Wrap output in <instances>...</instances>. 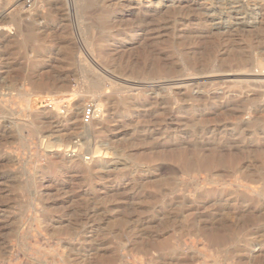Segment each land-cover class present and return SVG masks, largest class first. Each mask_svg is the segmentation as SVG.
<instances>
[{"label":"rangeland","instance_id":"obj_1","mask_svg":"<svg viewBox=\"0 0 264 264\" xmlns=\"http://www.w3.org/2000/svg\"><path fill=\"white\" fill-rule=\"evenodd\" d=\"M263 76L264 0H0V264H264Z\"/></svg>","mask_w":264,"mask_h":264},{"label":"bare ground","instance_id":"obj_2","mask_svg":"<svg viewBox=\"0 0 264 264\" xmlns=\"http://www.w3.org/2000/svg\"><path fill=\"white\" fill-rule=\"evenodd\" d=\"M79 1H83V0H79ZM173 6V5H172ZM13 19H14V17H13ZM7 28V27H6ZM2 29V28H1ZM235 75V74H234ZM248 75V74H247ZM246 75V76H247ZM254 75V74H253ZM193 76V75H192ZM197 76V75H196ZM190 77V76H189ZM194 78V77H193ZM196 78V77H195ZM205 78H207V77H205ZM209 78V77H208ZM228 78V77H227ZM251 78H257V76H252ZM259 78V77H258ZM185 79V78H184ZM263 79H264V76H263ZM190 80H191V78H190ZM250 80V79H249ZM252 80V79H251ZM260 80V79H259ZM254 81V80H253ZM197 82H199V80L197 81ZM250 82H252V81H250ZM259 82V81H258ZM184 83V82H183ZM51 84V83H50ZM173 84V83H172ZM177 84V83H176ZM180 84H182V83H180ZM53 84H51L50 86H52ZM180 86V85H179ZM60 87H62V85L60 86ZM94 87H95V85H94ZM182 87V86H181ZM47 89H49V87H47ZM46 90V89H45ZM72 94H74V92H72ZM73 99V98H72ZM54 100V99H53ZM59 102H60V100H59ZM47 105V104H46ZM50 107H52V104L51 103H49L48 104ZM60 107H64V106H61L60 105ZM68 107V106H67ZM70 109V108H69ZM78 110H79V104H75V106H74V108L72 109V110H69V115H71L72 117L71 118H73V117H75V116H77V112H78ZM98 110V112L100 113V109L98 108L97 109ZM49 113H51V111H49V110H47ZM53 113V112H52ZM45 114H46V112H45ZM44 115V114H43ZM41 116V115H40ZM46 118V117H45ZM59 130V129H58ZM59 134V133H58ZM62 136V135H61ZM64 136V135H63ZM64 144V143H63ZM55 145V144H54ZM51 146V145H50ZM62 150V149H61ZM53 151V150H52ZM177 152H179V151H177ZM175 154H177V153H175ZM180 154H181V152H180ZM184 154V153H183ZM183 154H182V156H183ZM173 155V154H172ZM171 155V156H172ZM178 155V154H177ZM184 157V156H183ZM188 156H186V158H187ZM203 157V156H202ZM67 158L68 157H66V159L65 160H67ZM181 158V157H180ZM84 159H86V160H88L89 159V157H86V158H84ZM202 159V158H201ZM204 159V158H203ZM62 161V160H61ZM73 161V159L72 158H68V161L67 162H72ZM64 162V161H63ZM200 162V161H199ZM212 162H213V159H212ZM215 162V161H214ZM76 163V162H75ZM84 163H85V161H84ZM77 164V163H76ZM191 164V163H190ZM216 164V163H215ZM221 164H219V166H220ZM82 167V166H81ZM191 167V166H190ZM89 172V171H88ZM86 173H87V171H86ZM260 177V176H259ZM156 242V241H155ZM157 243V242H156Z\"/></svg>","mask_w":264,"mask_h":264},{"label":"built area","instance_id":"obj_3","mask_svg":"<svg viewBox=\"0 0 264 264\" xmlns=\"http://www.w3.org/2000/svg\"><path fill=\"white\" fill-rule=\"evenodd\" d=\"M94 114H95V109L93 105L86 106L82 112V121L83 122L90 121Z\"/></svg>","mask_w":264,"mask_h":264}]
</instances>
